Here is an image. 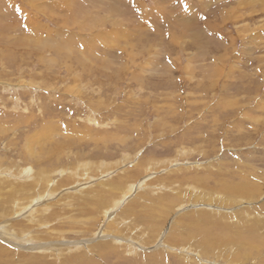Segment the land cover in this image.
Returning <instances> with one entry per match:
<instances>
[{
  "label": "rangeland",
  "instance_id": "1",
  "mask_svg": "<svg viewBox=\"0 0 264 264\" xmlns=\"http://www.w3.org/2000/svg\"><path fill=\"white\" fill-rule=\"evenodd\" d=\"M4 167L18 171L20 183L49 184L43 198L10 216L15 226L35 220L31 230L38 240H19L0 228L11 246L39 252L43 263L26 258L15 263L2 252L0 264H81L74 251H47L53 248L48 243L63 249L111 237L122 241L153 216L154 222L161 220L154 241H134L125 252L122 245L113 246L116 256L96 260L187 264L183 254L205 264H264V245L247 249L245 242L227 238L234 230L254 232L256 217L264 213V0H0ZM127 173L137 175L128 194L108 205L102 218H87L97 208L90 196L105 195L108 182ZM195 179L201 180L191 185L201 183L219 195H226L218 188L222 182L224 188L244 181L260 187L237 194L228 206L178 199L165 218L162 211L155 217V200L142 197L168 196L172 191L162 185L188 187ZM123 207L134 210L129 209L132 215ZM202 210L207 220L192 226L196 218L190 216ZM118 217L123 221L113 223ZM216 225L231 226L227 237ZM202 233L215 243L195 247L192 242ZM185 236L190 237L182 246L189 247V255H175L173 245ZM226 245L230 253L217 252ZM161 249L166 253L159 254ZM228 254L234 258L227 260Z\"/></svg>",
  "mask_w": 264,
  "mask_h": 264
},
{
  "label": "bare ground",
  "instance_id": "2",
  "mask_svg": "<svg viewBox=\"0 0 264 264\" xmlns=\"http://www.w3.org/2000/svg\"><path fill=\"white\" fill-rule=\"evenodd\" d=\"M135 165V164H134ZM133 165V166H134ZM141 169V168H140ZM178 169V168H177ZM130 170V169H129ZM128 170V171H129ZM181 170V169H179ZM23 171V170H22ZM131 171H134V170H131ZM152 171V170H151ZM125 172V171H124ZM136 172V171H135ZM175 172V171H174ZM6 175H5V174ZM17 172H15L14 174L11 173V171L9 170L8 167H4V169L0 168V228L2 230H5L7 232L6 235H8V231H13L14 232V237L16 238H19V240H23V241H28V240H38L39 236L37 234H34L31 230V228L33 229L34 228V221L35 220H31L29 217H27L28 219V222L31 220L32 222H29V226H20L19 224H17L16 226L15 225H12V221L10 220V216L14 213H16L21 207L22 205L25 203L27 205H29L31 202H33L34 198L38 197V196H42L46 190V185L49 184L48 181L45 182L44 186L43 185H39L38 187L35 186L36 183L32 182V183H20V180H18L19 178H17ZM22 173V172H21ZM51 173V172H50ZM54 173V172H52ZM137 173V172H136ZM136 173H131V174H124L121 177V179H118V182H113L112 181H109V187L106 185L107 189L105 191L102 192V194L105 193V195L103 196H100L98 195V193L96 194H92L91 199L94 201V202H97V208L93 209V207L91 209L95 210L91 213L92 216L90 217H87V218H90L93 220V218H97L99 219V217H103L105 214H106V209H108V205L110 206L111 204L114 206L115 203H117L122 197H124V195L128 194L129 190L131 189L132 185L134 184L132 182V180H134L136 178ZM19 175V174H18ZM30 175V174H28ZM27 175V176H28ZM120 175V174H119ZM13 176H16V177H13ZM22 177V176H21ZM64 177V176H63ZM117 177V176H116ZM201 177V176H200ZM24 178V177H23ZM197 178V176H196ZM208 178V177H207ZM27 179V178H26ZM112 179V178H111ZM115 179V178H114ZM129 179L131 181H129ZM138 179V178H137ZM157 180V179H156ZM175 180V179H174ZM201 179H195L193 180V182H189L188 184H190L188 187H186L184 185L183 186H177V184L175 183H171L169 185H162L164 186L165 188L169 189L170 191H172V194H169L168 196L170 197L169 201L167 199V194H164L163 192H157L155 195H157V197H153V196H148L146 193L145 195H142V194H139V195H142V197H147L145 198V201L148 199L150 200V203L152 204V202H154L155 200V211L157 210V216L155 217H159L160 216V213L162 211V215L161 216H165L167 215V213H169V206L171 204V206L173 204H175V202L178 200V199H185V200H197V199H200V200H204V202L208 201L209 204L210 203H217V204H221V205H227L228 204H233V203H236L237 202V194L240 195V194H244V195H247V191L249 193V191H253V192H257L258 189H259V185L258 183L256 182H247V181H244L243 183H241L240 187H226L224 188L223 185H226L224 182H222L218 188L224 190V192L226 193L225 194H217L216 192L214 191H209L207 192L206 191V188H204V186L201 185V183L199 185H191V183H197L198 181H200ZM104 181V180H103ZM141 181V180H140ZM155 181V180H154ZM99 182V181H98ZM136 182V181H135ZM157 182V181H156ZM167 182V181H166ZM176 182V181H174ZM60 183V182H59ZM67 183V182H66ZM140 183V182H139ZM199 183V182H198ZM42 187V189H40V187ZM55 186V185H54ZM36 187V188H35ZM38 188V189H37ZM54 189V187H52ZM57 188V187H56ZM52 189V190H53ZM92 189V188H91ZM94 189V188H93ZM92 189V190H93ZM88 190V189H87ZM146 190V189H145ZM208 190V188H207ZM257 190V191H256ZM98 191V190H97ZM100 191V190H99ZM152 192H154V190H151ZM87 192V191H86ZM101 192V191H100ZM140 193V192H139ZM260 193V192H259ZM236 194V195H235ZM253 194V193H252ZM75 195V193H74ZM85 195V194H84ZM254 195V194H253ZM83 197V196H82ZM134 197V196H133ZM137 197V196H136ZM248 197V196H247ZM43 198V196H42ZM88 198V196H87ZM127 198V197H126ZM132 198V197H131ZM224 198V199H223ZM39 199H41V197H39ZM134 199V198H133ZM250 199V198H249ZM77 200V198L75 199ZM70 201V200H69ZM82 201V200H81ZM86 201V200H85ZM133 201V200H132ZM184 201V200H183ZM130 202V201H129ZM134 202V201H133ZM138 202V201H137ZM178 202V201H177ZM176 202V204H177ZM79 203V202H78ZM128 203V202H127ZM140 203V202H138ZM143 203V202H142ZM149 204V202H146ZM194 203V202H193ZM239 203V202H238ZM39 204V203H37ZM67 204V203H66ZM91 205H94L92 202H90ZM145 204V203H144ZM148 204H146L148 206ZM151 204H149L150 206H152ZM181 204V203H180ZM187 204V203H186ZM81 205V204H79ZM126 205V204H125ZM128 205V204H127ZM130 205V204H129ZM184 205V204H183ZM77 206V205H76ZM82 206V205H81ZM116 206V205H115ZM131 206V205H130ZM137 206V205H136ZM179 206V205H178ZM33 207V206H32ZM88 207V206H87ZM222 207V206H221ZM46 208V207H44ZM43 208V209H44ZM79 208V207H78ZM124 208V207H123ZM150 208V207H148ZM175 208V207H174ZM173 208V209H174ZM37 209V207L35 208ZM42 209V210H43ZM72 209V208H70ZM74 209V208H73ZM85 209V208H84ZM120 209V208H119ZM130 209V208H129ZM128 207L127 208H124V211L123 212H128L129 214H131V211H134V210H129ZM134 209V208H133ZM139 209V208H138ZM147 209V208H146ZM161 209V210H159ZM37 210H41L40 208H38ZM36 210V211H37ZM41 210V211H42ZM83 210V209H82ZM106 210V211H104ZM116 210V209H115ZM145 210V209H144ZM150 210V209H149ZM229 210V209H228ZM227 210V211H228ZM44 211V210H43ZM73 211V210H72ZM86 211V210H85ZM118 211V210H117ZM143 211V210H142ZM193 211V210H192ZM216 210H213L212 212L215 213ZM218 211V210H217ZM34 212V211H33ZM90 212V211H89ZM105 212V213H104ZM139 212V211H138ZM146 212V211H145ZM211 213V210L209 211ZM235 212V211H234ZM69 213V212H68ZM67 213V214H68ZM83 213V212H82ZM135 213V212H134ZM141 213V211H140ZM155 213V212H154ZM184 213V212H183ZM222 213V212H221ZM258 213V212H257ZM116 214V213H115ZM114 214V215H115ZM136 214V213H135ZM171 214V213H170ZM173 214V213H172ZM192 216H190L191 218H196L195 221L193 220V224L192 226H198V224H200V220H207V218H205V215L207 216V213H205L204 210L202 211H197V212H193ZM225 214V213H223ZM234 214V213H233ZM246 214V213H245ZM249 214V212H248ZM31 215V214H30ZM111 215V214H110ZM118 215V214H117ZM120 215V214H119ZM132 215V214H131ZM146 215V214H145ZM154 215V214H153ZM210 215H213V216H216L217 217V214H213L211 213ZM237 215V214H236ZM264 213H260L259 212V215L256 217L258 220H259V224L257 223L255 225V229L253 230L254 232H249L248 235L244 234L243 232H246V231H238V230H234V234H229V237H227V232H225L226 229H231V226H227L225 229L223 227V225H219L217 226V230H222L223 233H218L220 234L221 236H226L227 238H232L234 241L238 242V243H241V242H245V245L246 247L244 248H247V249H250V248H259L261 247L262 245H264V232H259V231H262V228H263V224H264ZM36 216V215H35ZM63 216V215H62ZM66 216V215H65ZM88 216V215H87ZM108 216V215H107ZM169 216V214H168ZM177 216V215H176ZM222 216V215H220ZM225 216V215H224ZM255 215H253L252 217H254ZM261 218H260V217ZM34 217V216H33ZM72 217H73V214H72ZM76 217V216H75ZM86 217V216H85ZM110 217V216H109ZM151 217V215H150ZM203 217V218H202ZM251 217V218H252ZM124 218V217H123ZM152 219L154 218L151 217ZM165 218V217H164ZM163 218V219H164ZM249 218V217H248ZM260 218V219H259ZM42 219V218H41ZM62 219V218H61ZM78 219V218H77ZM96 219V220H97ZM111 219V218H110ZM129 219H130V215H129ZM139 219V218H138ZM149 219V218H148ZM152 219H149L147 224H143L142 225V228H140L136 234L132 233L133 236H131V238L127 235H124L122 237H125V239H123L121 241V239H118V238H110L111 240L109 239H105V241H102V242H95L93 244H90V245H86L87 247L83 248V246L81 245H78V244H73V245H65V243H63L65 245V247L62 249L60 248L61 245H59L58 243H55V244H51V243H48V246L49 245H53V248H47V251L48 250H55L57 253L58 252H61V254H63V252L66 250H68V252H73V257L75 259H78V262L77 263H84V264H100V262H98L96 260V257L95 256H99L100 258H102L101 260L104 261V258L107 257V255H111L113 254L114 256H116V252H114V250H116L117 248H114L113 246H120L122 245V250L123 252L125 251H129V250H132V248L135 247V244L137 242H134V241H138L140 243H145L146 240L147 241H154L155 239V235L159 232V221L161 222V220H155L156 222H154ZM162 219V218H161ZM171 219V218H170ZM227 219V218H226ZM235 219V218H234ZM250 219V218H249ZM256 219V220H257ZM39 220V219H38ZM74 220V219H73ZM80 220H82V217H80ZM172 220V219H171ZM254 220V219H253ZM257 220V221H258ZM43 221L44 220H39L38 223H42L43 224ZM70 221V220H69ZM75 221V220H74ZM123 219H120V217L116 218L113 220V223H116V222H122ZM127 221V220H126ZM135 221V219H134ZM138 221V220H137ZM140 221V219H139ZM144 221V220H143ZM232 221V220H231ZM236 221V220H235ZM260 221L263 222V224L261 223L260 224ZM60 222V221H59ZM110 222L112 223V221H109L108 224H110ZM146 222V221H145ZM169 222V221H168ZM252 222V221H251ZM76 223V221H75ZM178 223V222H177ZM191 223V222H190ZM213 223V222H212ZM216 223V222H215ZM214 223V224H215ZM254 224V222H253ZM72 225V224H71ZM130 225V224H129ZM141 225V224H140ZM182 225V224H181ZM188 225V224H187ZM230 225V224H229ZM235 225V224H234ZM244 225V224H243ZM82 226H85L82 224ZM136 226V225H135ZM161 226V225H160ZM215 226V227H216ZM72 227V226H71ZM173 227V226H172ZM201 227V226H200ZM203 227V226H202ZM210 227V226H209ZM39 229V227H37ZM63 228V227H62ZM119 228V225L115 226L113 230L111 231H117V229ZM137 228V226H136ZM234 228V227H233ZM238 228V227H237ZM252 228V227H251ZM64 229V228H63ZM131 229V228H129ZM177 229V228H175ZM185 229V228H184ZM57 230V229H56ZM51 231V230H50ZM59 231V230H58ZM63 231V230H62ZM65 231V230H64ZM88 231V230H87ZM128 231V230H127ZM147 231L145 234L144 232ZM231 231V230H230ZM53 232V231H52ZM56 232V231H54ZM60 232V231H59ZM110 232V231H109ZM175 232V231H174ZM37 233V232H36ZM43 233H46V232H43ZM131 233V232H130ZM128 233V234H130ZM200 233V232H199ZM211 233V232H210ZM13 234V233H12ZM24 234L26 236H24ZM116 234V233H115ZM175 234V233H174ZM181 234V233H180ZM188 234V233H187ZM203 234V233H202ZM213 234V233H211ZM217 234V235H218ZM118 235V234H117ZM143 235H144V238H143ZM5 236V235H4ZM1 232H0V259H1V254L2 252L5 253H8L9 255L5 258H10L12 260V262H15L16 261H20V260H23L25 259L26 261L28 260L29 263L32 262V261H37L39 263H43V261L41 260L42 257L39 256V252H33V251H27L26 253H23V252H20L18 251V249L14 248L10 241V239L8 240L7 236L4 237ZM10 237H12V235L9 234ZM42 236V235H41ZM55 236V235H54ZM107 236V235H106ZM116 236V235H115ZM121 236V235H120ZM249 236V237H248ZM58 237H62V234H59ZM177 237V236H176ZM181 237V236H180ZM187 237H190V236H185V238L177 241L178 243H176V245H173L175 248L177 247V253L174 252L175 255H178V253H190L188 251L187 248H189L187 245L185 246H182L184 245L189 238ZM211 236L210 234L207 235L206 233H204L203 235L200 236V240H198L196 242L193 241L192 244L195 245V247H197V245H200V248H208V246H211L213 243H215L214 241H212L213 239H210ZM217 237V236H216ZM215 237V238H216ZM16 238V239H17ZM43 238V237H41ZM53 239V237H51ZM55 238V237H54ZM44 239V238H43ZM101 239V238H100ZM219 240V239H218ZM95 241V240H94ZM167 241V240H166ZM174 241V240H173ZM228 241V240H227ZM76 242V241H75ZM118 242V243H117ZM169 242V241H167ZM221 242V241H220ZM7 243V244H5ZM77 243V242H76ZM146 244V243H145ZM158 244V243H157ZM218 244V243H217ZM221 243H219L218 245H220ZM34 246H32V244H30V247H37V246H43L45 245V243H42V244H33ZM63 246V245H62ZM172 246V247H173ZM69 247V248H68ZM173 247V248H174ZM213 247V246H212ZM225 247V246H224ZM234 247V246H233ZM170 249V247H168ZM240 248V247H239ZM243 248V249H244ZM198 249V248H197ZM211 249V247H210ZM109 250V251H108ZM135 250V249H134ZM161 250H164V251H160L159 253V250L157 251L159 254H162V253H166L165 252V249H161ZM232 250V248H231ZM259 250V249H258ZM108 251V252H107ZM169 251V250H167ZM174 251V250H173ZM172 251V252H173ZM207 251V250H206ZM216 251V249H215ZM229 252V249H228V245H226V247L224 249H218V253L221 252L220 254H223V255H226V252ZM87 252V253H86ZM90 252H92L93 254L91 255ZM201 251H198L197 252V256L199 257L201 255L200 253ZM242 252V251H241ZM247 252V251H246ZM230 253V252H229ZM249 253V252H248ZM52 254V253H50ZM59 254V255H61ZM72 253H65V255H71ZM89 254V255H88ZM137 254V252L135 253V255ZM158 254V255H159ZM134 255V254H133ZM134 255V256H135ZM182 255V259L184 261V263H189V264H205L204 262H201L196 259V258H192V257H189V256H185L183 254ZM189 255V254H188ZM230 255V254H228ZM250 255V254H249ZM44 256L47 257V255L45 254ZM53 257L55 258L56 255L53 254ZM241 257V256H240ZM227 260H231L232 258H234L233 256L231 257H227ZM238 258V257H237ZM249 258V257H248ZM63 259V258H62ZM236 259V258H235ZM245 260V259H244ZM64 261V260H62ZM60 262V261H59ZM208 262V261H207ZM235 262V261H234ZM261 262V260H260ZM26 263V262H25ZM28 263V264H29ZM262 263V262H261ZM260 263V264H261ZM238 264V263H237Z\"/></svg>",
  "mask_w": 264,
  "mask_h": 264
}]
</instances>
